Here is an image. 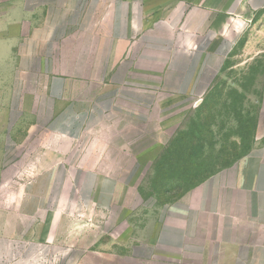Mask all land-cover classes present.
Masks as SVG:
<instances>
[{"label":"crops","instance_id":"1","mask_svg":"<svg viewBox=\"0 0 264 264\" xmlns=\"http://www.w3.org/2000/svg\"><path fill=\"white\" fill-rule=\"evenodd\" d=\"M262 10L0 0L9 119L21 110L51 139L19 185L0 171V264H264V143L177 199L136 204L134 190L154 129L203 93Z\"/></svg>","mask_w":264,"mask_h":264},{"label":"rangeland","instance_id":"2","mask_svg":"<svg viewBox=\"0 0 264 264\" xmlns=\"http://www.w3.org/2000/svg\"><path fill=\"white\" fill-rule=\"evenodd\" d=\"M8 100L0 83V171L15 187L35 172L42 146L51 139L20 117L21 110L11 123ZM168 122L163 135L154 129L155 148L134 176L136 204L150 196L174 200L264 143V10L254 15L222 68L209 76L203 93Z\"/></svg>","mask_w":264,"mask_h":264},{"label":"built area","instance_id":"3","mask_svg":"<svg viewBox=\"0 0 264 264\" xmlns=\"http://www.w3.org/2000/svg\"><path fill=\"white\" fill-rule=\"evenodd\" d=\"M74 218H75L76 221H78L80 223H83V220H84L85 216L82 213H78V214L74 215Z\"/></svg>","mask_w":264,"mask_h":264},{"label":"trees","instance_id":"4","mask_svg":"<svg viewBox=\"0 0 264 264\" xmlns=\"http://www.w3.org/2000/svg\"><path fill=\"white\" fill-rule=\"evenodd\" d=\"M249 152V151H248ZM248 152H246V153H248ZM245 153V154H246ZM244 154V155H245ZM207 179V178H206ZM190 189H188V190H185V191H182V192H179L176 196H175V199H177V198H179L180 196H182L184 193H186L187 191H189ZM163 202V201H162ZM168 202V201H167Z\"/></svg>","mask_w":264,"mask_h":264}]
</instances>
